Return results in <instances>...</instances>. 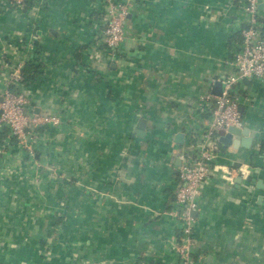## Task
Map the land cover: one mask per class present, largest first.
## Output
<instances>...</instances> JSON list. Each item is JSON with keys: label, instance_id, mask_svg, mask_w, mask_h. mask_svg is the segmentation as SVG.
Wrapping results in <instances>:
<instances>
[{"label": "crops", "instance_id": "0c3cea01", "mask_svg": "<svg viewBox=\"0 0 264 264\" xmlns=\"http://www.w3.org/2000/svg\"><path fill=\"white\" fill-rule=\"evenodd\" d=\"M107 1L0 0V102L20 70L15 91L62 118V188L14 176L28 164L34 177L49 150L41 140L31 158L0 132V264H178L181 156L210 119L201 98L237 72L244 0H131L115 57L103 40ZM258 10L264 27V0ZM234 92L254 141L220 143L194 214L198 264H264V81ZM61 199L62 215L52 211Z\"/></svg>", "mask_w": 264, "mask_h": 264}, {"label": "built area", "instance_id": "2783aa9c", "mask_svg": "<svg viewBox=\"0 0 264 264\" xmlns=\"http://www.w3.org/2000/svg\"><path fill=\"white\" fill-rule=\"evenodd\" d=\"M1 1L13 5L23 0ZM130 2L131 0L107 1V24L103 30V40L114 57L118 55L126 39L125 23ZM259 3L260 0H244L245 24L240 31L242 47L234 60L237 72L222 81L219 80L225 84L222 96L207 94L201 98L203 105L210 108V119L201 140L181 156L179 187L176 193L178 210L175 215L178 218L180 230L172 246L178 258V264H198L194 257L196 245L194 213L199 208L198 197L201 188L217 169L220 138L232 127L244 128L239 107L240 99L234 92L235 85L240 81H264V27L259 22ZM21 80V72L17 70L10 76L1 94L0 132L4 129L8 130L10 139L15 140L29 157L34 158L41 136L40 132L47 127L60 125L62 118L57 115L36 114L30 98L26 94L15 91ZM47 168L50 170L49 167Z\"/></svg>", "mask_w": 264, "mask_h": 264}, {"label": "rangeland", "instance_id": "374dc122", "mask_svg": "<svg viewBox=\"0 0 264 264\" xmlns=\"http://www.w3.org/2000/svg\"><path fill=\"white\" fill-rule=\"evenodd\" d=\"M62 126V122L60 125L58 126H51V127H47L46 129H43L42 132H40L41 136H40V140L37 144L42 143L40 142L41 140L43 141V145H47V157L45 156V158L43 157L41 161L37 160L36 162H34L35 164H37L41 171L39 170L37 173H35V176L32 177L34 175L33 174H23V169H27V165L28 164H24L25 166L23 167V165L21 166V168L17 167H12L11 172L14 174V176L18 177V179H26L28 181L31 180H35L39 181L40 185L42 184V182H46L49 183L50 186H54L56 187V185H58V181L57 178L62 179V164H60L56 158H54L56 154L59 153V149L57 146V137L60 134V128ZM52 149H54V151H51ZM6 151V150H5ZM41 164V165H39ZM60 165V167H59ZM50 168V170H48V168ZM32 168V167H31ZM30 168V169H31ZM42 170H44V173H42ZM45 183V184H46ZM60 187L62 188V184L60 185ZM26 190V189H25ZM57 188H55V191L57 192ZM42 193V192H41ZM52 195V194H51ZM58 194L55 193L54 197L56 199V201H58ZM55 207H52V211L54 212H58L60 211L61 215H62V199L60 200V205H59V209L56 207L58 206L57 204L54 205ZM59 215V216H61ZM59 221V220H58ZM52 227L55 230L57 229V225H52ZM60 229V227H59ZM71 239L69 236L66 235H62V240H68ZM70 241V240H69Z\"/></svg>", "mask_w": 264, "mask_h": 264}, {"label": "water", "instance_id": "95a60500", "mask_svg": "<svg viewBox=\"0 0 264 264\" xmlns=\"http://www.w3.org/2000/svg\"><path fill=\"white\" fill-rule=\"evenodd\" d=\"M225 89V84L221 81H217L214 84L212 95L214 96H222ZM2 101V99H1ZM39 109L36 110V114H39ZM147 122L143 120L141 122L138 135L143 136L145 129H146ZM259 137V135H257ZM176 143L180 145H184V135L178 134L176 136ZM254 138L251 136V131L247 128H235L232 127L229 129L228 133L220 138V143L224 145L225 147H232L235 150H238L240 148L244 149H250L253 144ZM242 181V174L239 175V177L235 180V183H240ZM196 216V213H194Z\"/></svg>", "mask_w": 264, "mask_h": 264}, {"label": "trees", "instance_id": "16d2710c", "mask_svg": "<svg viewBox=\"0 0 264 264\" xmlns=\"http://www.w3.org/2000/svg\"><path fill=\"white\" fill-rule=\"evenodd\" d=\"M263 146H264V143H263ZM59 167H60V165H59ZM57 181H58V182H57L58 184H62V179L57 178ZM58 197H59V196H58ZM59 198H60V197H59ZM60 217H61V216H59V219H60ZM62 221H63V219H60L59 222H58L57 224L62 223ZM62 235H65V231H64V230L62 231ZM69 237H70V236H69ZM70 238H71V237H70ZM69 240L73 243V238H71V239H69Z\"/></svg>", "mask_w": 264, "mask_h": 264}]
</instances>
